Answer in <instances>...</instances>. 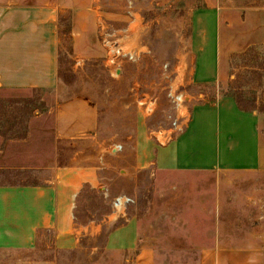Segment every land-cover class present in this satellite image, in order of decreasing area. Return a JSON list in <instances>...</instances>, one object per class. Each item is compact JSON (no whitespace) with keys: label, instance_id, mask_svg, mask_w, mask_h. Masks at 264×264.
<instances>
[{"label":"rangeland","instance_id":"obj_1","mask_svg":"<svg viewBox=\"0 0 264 264\" xmlns=\"http://www.w3.org/2000/svg\"><path fill=\"white\" fill-rule=\"evenodd\" d=\"M72 1L65 5L69 7ZM62 11L58 17L61 86L58 91L0 90V149L10 156L20 154L25 165L54 162L66 165L72 173H89L80 174L88 183L73 202L74 224L98 222L104 215L110 226L123 222L127 215L135 216L139 224L160 223V208L167 206L170 194L184 193L186 200L187 194H197L196 202L179 203L205 209L213 203L205 199V193H215L218 182L220 193L239 195L230 202L234 207L227 214L238 210L247 223L264 224V218L255 221L259 210L264 214V200L254 201L264 197V180L259 176L168 178L153 172L157 148L181 132L198 99L228 95L250 102L264 88V0H86L78 9ZM202 12L218 22L215 46L221 76L217 85L191 82L196 61L193 22ZM79 17L88 19L83 31L78 28ZM103 38L131 52L133 59L107 63L109 48ZM78 94L94 101L100 111L99 134L84 146L56 141L53 131L52 109ZM179 96L182 100L177 103ZM108 163L112 171L107 170ZM117 196H127L132 203L123 217L114 219L110 203ZM104 236L100 235L98 244ZM89 251L44 249L36 257L56 256L57 264H91ZM94 255L102 259L100 264H121L122 258L132 257Z\"/></svg>","mask_w":264,"mask_h":264},{"label":"crops","instance_id":"obj_2","mask_svg":"<svg viewBox=\"0 0 264 264\" xmlns=\"http://www.w3.org/2000/svg\"><path fill=\"white\" fill-rule=\"evenodd\" d=\"M67 1L0 0V90L58 91V17L62 9H78L86 0H73L69 7ZM208 15L202 12L193 22L196 61L191 82L196 85L216 84L221 76L215 46L218 22ZM86 21L78 18L82 31ZM259 92L250 102L228 95L198 99L181 132L157 148L153 172L168 178L253 174L264 180V88ZM52 113L59 142L84 146L101 129L99 108L84 95L63 99ZM18 155L0 149V264H57L56 256L36 257L44 249L90 250L91 264H100L102 259L94 255L98 252L132 255L122 258L121 264H264V224L247 223L238 210L227 214L239 195L220 193L219 182L215 193H205L213 202L207 209L179 203L196 202L197 194H187V200L184 193L170 194L167 206L160 208V223L139 224L135 216L127 215L110 226L104 215L98 222L74 224L73 202L88 183L80 174L89 173H72L54 162L25 165ZM261 200L264 197L254 199ZM259 211L255 221L264 218Z\"/></svg>","mask_w":264,"mask_h":264},{"label":"built area","instance_id":"obj_3","mask_svg":"<svg viewBox=\"0 0 264 264\" xmlns=\"http://www.w3.org/2000/svg\"><path fill=\"white\" fill-rule=\"evenodd\" d=\"M103 41L105 46L109 48L107 50L108 51L107 59H106L107 63H110L111 65H116L118 64L119 61H122V59H127V60L133 59V54L131 52H124L120 47H116L106 38H103ZM179 97L178 99H176L177 103L182 100L181 96ZM131 203H132V199L127 196H117L113 198V200L110 203L111 216H114V219L123 217L127 209V206L130 205Z\"/></svg>","mask_w":264,"mask_h":264},{"label":"bare ground","instance_id":"obj_4","mask_svg":"<svg viewBox=\"0 0 264 264\" xmlns=\"http://www.w3.org/2000/svg\"><path fill=\"white\" fill-rule=\"evenodd\" d=\"M158 137V136H157ZM158 138H160V137H158ZM114 217V216H113Z\"/></svg>","mask_w":264,"mask_h":264}]
</instances>
